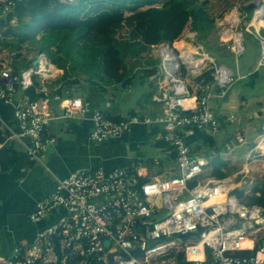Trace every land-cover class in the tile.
Wrapping results in <instances>:
<instances>
[{
	"label": "built area",
	"instance_id": "1",
	"mask_svg": "<svg viewBox=\"0 0 264 264\" xmlns=\"http://www.w3.org/2000/svg\"><path fill=\"white\" fill-rule=\"evenodd\" d=\"M20 1L0 0V27ZM254 2L252 18L264 5V0ZM240 12L239 6L230 7L216 20V30L237 61L246 51L244 31L255 36L260 45L255 70L241 74L218 62L192 29L179 41L152 46L148 54L159 60L160 70L154 99L165 105L161 117L135 112L118 121L110 119L84 97L57 92L62 83L51 86L62 70L46 59L45 52H36L38 62L18 71L13 63L16 52L7 54V60L0 62V100L13 106L19 130L1 115L0 123L8 131L6 139L22 142L31 160L42 161V153L56 142L45 135L55 102L62 117L90 119L91 139L99 143L119 138L136 124L161 123L163 130L156 138L176 150L177 164L173 175L143 182L126 167L73 171L30 215L39 221L55 208L66 207L69 216L41 230L30 246L0 258V264H109L111 252H121L114 264H264V206L246 202L236 193L246 182L248 164L227 176H214L207 169L209 156L187 140L195 128L217 135L221 122L212 99L225 97L238 80L264 67V13L257 15L255 24L242 28ZM207 69L212 70V81L195 85L191 78ZM36 78L40 95L35 99L21 95ZM229 120L234 122L235 115ZM245 241L251 244L245 246Z\"/></svg>",
	"mask_w": 264,
	"mask_h": 264
},
{
	"label": "crops",
	"instance_id": "2",
	"mask_svg": "<svg viewBox=\"0 0 264 264\" xmlns=\"http://www.w3.org/2000/svg\"><path fill=\"white\" fill-rule=\"evenodd\" d=\"M78 2L79 0L69 3L76 4ZM247 7L249 6L247 5ZM14 21L15 19L12 20V22ZM219 40L220 44L224 45L220 38ZM4 45L7 44L2 43L0 46V62L7 60V54L16 52L13 56V63L15 66L17 65V71L32 64L31 56L34 52H39L35 50H31L30 53H28L29 51L25 52L22 50L23 43L18 48H2ZM150 50L149 48L143 50L139 56L129 55L126 58L125 64L129 77L124 81H100L99 84L93 85L84 78L77 76L67 77L63 81L61 78L64 75V70L60 68L62 75L57 80H54L51 86L54 87L57 83H62V86H65L62 93L66 90L73 95L84 97L90 101L93 109H100L106 117L116 121L135 112L161 117L164 114L165 105L163 102H158L154 99L158 92V78L160 76L159 60L148 54ZM229 52L232 53L231 51ZM145 53H147L146 56L144 55ZM139 57L149 60L143 69L139 68L138 64L127 61L128 58L138 61ZM236 65L238 69V61H236ZM260 69L256 70V72L259 73ZM202 75L191 78L194 84L201 83L198 80ZM248 77L251 78L250 75ZM261 77L264 78L259 73V77L251 79H259ZM204 82L202 81V83ZM233 86L225 97L215 96L212 99L213 110L221 122L220 132L212 136L204 130L195 128L194 134L187 136L188 142L193 145L196 151L202 155L209 156L210 165L207 169L212 175H214L213 170L217 164H219L221 170L226 171L223 168L224 165L226 166V161L222 160L218 162L214 154L219 153L224 144L232 139L234 131L238 130L237 133H244L246 135V139L242 144L253 140V131H255V135L264 133L263 102H258L254 108L248 109L245 106L247 96L244 93H237L235 89L233 90ZM38 89L39 87L36 89V92L39 96ZM59 89L57 92H59ZM215 91L218 92V90ZM57 92L53 91V93ZM20 93L30 98L27 90ZM242 96L245 97L242 98ZM2 103L0 100V105L5 110L6 115L1 116L12 128L19 130V123L14 116L13 106ZM238 109L244 114L240 118L237 116ZM52 111L54 118L46 126L45 135L54 137L56 142L42 153V161L31 160L22 142L6 139L8 131L4 130L0 123L2 136L5 137L4 141H0V143H3V146L0 148V258L11 257L17 248L21 247L24 249L30 246L41 230L69 216L66 207H58L48 212L39 221H33L30 217L31 213L35 210L36 204L47 198L56 188L57 182L60 179L68 177L73 171L79 169L95 170L99 168L111 171L117 167H126L131 172L139 174L140 178L144 181L170 176L176 172L174 170L177 164L176 150L167 142L156 138L158 132L163 130L161 123L149 125L152 126L156 133L155 139L164 143L161 145L162 152L156 153L154 157L142 155L141 158L136 159L132 156L133 147L137 148L138 143H144V139H126L127 135L124 132L117 139L100 143L99 141L95 142L91 139L93 126L90 119L62 117L61 111L55 102L53 103ZM231 114L235 115L234 122L229 120ZM223 121L233 125L234 130L225 134L224 140L220 141L218 138L221 134L227 132ZM211 136L215 142L214 146H210L207 143V138ZM258 145L256 147L257 150ZM251 153L252 149L245 156L246 161L243 164H248L250 169L247 177H252L250 172L253 170V166L249 165L251 163ZM261 162L262 167H264V159ZM226 172L227 175L235 173ZM263 181L264 178L256 181L254 184H248L249 188L246 185H241L237 190L243 192L244 198L251 194H260V191L255 188L257 186L262 187ZM241 199L249 202L243 198ZM54 242H56V253L60 256L61 248L57 237L54 238Z\"/></svg>",
	"mask_w": 264,
	"mask_h": 264
},
{
	"label": "trees",
	"instance_id": "3",
	"mask_svg": "<svg viewBox=\"0 0 264 264\" xmlns=\"http://www.w3.org/2000/svg\"><path fill=\"white\" fill-rule=\"evenodd\" d=\"M249 1L257 0H79L76 4L61 0H23L5 16L0 27L3 37L12 36L15 42L2 39L0 46L2 43L15 46L25 40L35 41L39 36L38 40L43 43L42 51H46L58 68H63V81L77 76L93 85L100 81L121 82L129 77L125 64L129 55L139 56L143 50L165 40L172 43L187 30L197 31L199 41L215 50L207 38L210 33H217L216 19L222 17L229 7L239 5L241 8ZM138 6L143 7L145 15L142 39L134 41L121 37L119 32L122 28L117 22L124 13L120 9ZM5 26L7 28L3 29ZM178 45L182 46L181 43ZM250 76L257 78L259 73L255 71ZM212 79V70L207 69L198 81L202 83ZM39 85V80L35 79V84L27 89L31 99L38 96L36 89ZM0 115H6L1 105ZM4 138L0 130V141ZM207 143L214 146L212 136L207 138ZM213 174L224 177L227 172L217 164ZM255 189L260 194L244 198L242 191L236 190V193L250 203L264 206V181L262 187Z\"/></svg>",
	"mask_w": 264,
	"mask_h": 264
},
{
	"label": "rangeland",
	"instance_id": "4",
	"mask_svg": "<svg viewBox=\"0 0 264 264\" xmlns=\"http://www.w3.org/2000/svg\"><path fill=\"white\" fill-rule=\"evenodd\" d=\"M75 0L74 2H76ZM235 6V5H233ZM120 10L123 11L124 16L120 18L117 22V24H120L121 31L119 32V35L121 37H129L131 40L139 41L142 39L143 33H144V27H145V15L143 13V7H124ZM228 10V9H227ZM226 10V11H227ZM241 24L240 27L244 28L251 20L252 18V9L247 7V2L243 3L241 5ZM221 18V17H220ZM12 23H16L15 21ZM251 24V23H250ZM252 25V24H251ZM7 26H5L3 29H6ZM4 33V32H3ZM0 31V39H5L10 42H15V40L11 37H3V34ZM217 33H210L207 38V42L214 45L215 50L214 54L217 56L218 62H224L227 65H229L235 72H240L241 74L245 73L247 70L252 69L255 70L257 66V62L260 57V45L255 36L248 32L244 31L245 36V43H246V51L239 56L238 58V65L239 68L237 69L236 65V56H234L232 53H230L229 48L226 44L221 45L220 40L218 38ZM39 36H37V39L35 41L25 40L22 45V50L25 52L30 53L31 50L40 51L42 50L41 45L43 44L41 40H38ZM180 39H178L179 41ZM21 46V44H16L15 46L12 45H4V47L8 48H18ZM217 48V49H216ZM46 53V51H43ZM47 54V53H46ZM4 56V55H3ZM6 57H9L7 55ZM49 57V56H48ZM51 61L52 58L50 57ZM149 59V58H148ZM127 61L129 63H136L138 64L139 68H144L145 64L147 63V58L139 57L138 61H133V59L128 58ZM259 73L264 76V67H261ZM247 69V70H246ZM246 70V71H245ZM236 90L237 93H244L247 96V100L245 101V106L250 109L254 108L258 102H263L264 104V78L259 79H251L249 77L238 80L233 86V90ZM237 116L240 118L244 114L238 109ZM243 114V115H242ZM243 118V117H242ZM224 122V123H223ZM223 125L225 126L227 132L222 133L221 136L218 138V140H224L226 137L225 134H228L232 132L233 125L228 124L227 122L223 121ZM238 131V130H237ZM237 131H234V135L232 136V139L229 140L227 143L224 144L222 150L214 154V157L218 162L226 161V166L224 165V170L232 173L237 172V170H241L243 168V164L245 163L246 159L245 156L247 153L250 152L252 149V153L250 156L252 171L250 174L252 175L247 177V182L243 184V186L246 185L248 187V184H254L256 181L261 180L264 178V167H262L261 160L264 159V153L261 151H258L256 149L258 143L264 139V133L261 135H255L253 131V140L247 143H243V141L246 139V135L244 133L239 134ZM127 135L126 139H135V138H141L144 139V143H138V147L134 148L132 150V156L136 159H139L142 157V155L151 156L154 157L156 153H161V145H163V142H159L155 139L156 133L154 132V129L151 125H133L130 127V129L126 130L125 133ZM250 136V135H249ZM249 139V138H248ZM128 143V142H126ZM253 180V181H252ZM249 188V187H248Z\"/></svg>",
	"mask_w": 264,
	"mask_h": 264
},
{
	"label": "water",
	"instance_id": "5",
	"mask_svg": "<svg viewBox=\"0 0 264 264\" xmlns=\"http://www.w3.org/2000/svg\"><path fill=\"white\" fill-rule=\"evenodd\" d=\"M255 7V2L251 1L249 4V8L253 9ZM44 56L46 57V59L49 61V57L46 53H44ZM31 60L33 62V64H36L38 62V60L36 59V52L33 53V55L31 56ZM115 255H121V252H111L109 254V264H114L115 262Z\"/></svg>",
	"mask_w": 264,
	"mask_h": 264
},
{
	"label": "bare ground",
	"instance_id": "6",
	"mask_svg": "<svg viewBox=\"0 0 264 264\" xmlns=\"http://www.w3.org/2000/svg\"><path fill=\"white\" fill-rule=\"evenodd\" d=\"M263 13H264V5L260 6V7H257L256 8V16L254 18H252L249 23H251L252 25L255 24L256 23V19H257V15H259V14L262 15ZM232 21L236 22V18L234 20H232ZM258 149L260 151L264 152V140L259 142Z\"/></svg>",
	"mask_w": 264,
	"mask_h": 264
},
{
	"label": "clouds",
	"instance_id": "7",
	"mask_svg": "<svg viewBox=\"0 0 264 264\" xmlns=\"http://www.w3.org/2000/svg\"><path fill=\"white\" fill-rule=\"evenodd\" d=\"M77 103H79V101H77ZM251 244V241H245V246H248Z\"/></svg>",
	"mask_w": 264,
	"mask_h": 264
}]
</instances>
